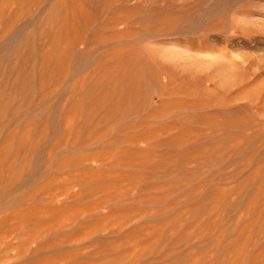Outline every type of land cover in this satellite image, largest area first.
<instances>
[{"label": "rangeland", "instance_id": "rangeland-1", "mask_svg": "<svg viewBox=\"0 0 264 264\" xmlns=\"http://www.w3.org/2000/svg\"><path fill=\"white\" fill-rule=\"evenodd\" d=\"M0 264H264V0H0Z\"/></svg>", "mask_w": 264, "mask_h": 264}, {"label": "bare ground", "instance_id": "bare-ground-1", "mask_svg": "<svg viewBox=\"0 0 264 264\" xmlns=\"http://www.w3.org/2000/svg\"><path fill=\"white\" fill-rule=\"evenodd\" d=\"M177 16H178V15H177ZM209 16H210V15H209ZM211 16H212V15H211ZM216 19H217V18H216ZM216 19H215V20H216ZM208 25H209V26H210V25H214V22L210 20V21L208 22ZM222 25H223V24H222Z\"/></svg>", "mask_w": 264, "mask_h": 264}]
</instances>
